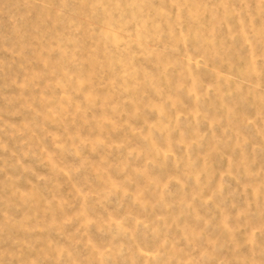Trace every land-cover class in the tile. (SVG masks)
I'll return each mask as SVG.
<instances>
[{"label":"rangeland","instance_id":"374dc122","mask_svg":"<svg viewBox=\"0 0 264 264\" xmlns=\"http://www.w3.org/2000/svg\"><path fill=\"white\" fill-rule=\"evenodd\" d=\"M0 264H264V0H0Z\"/></svg>","mask_w":264,"mask_h":264}]
</instances>
